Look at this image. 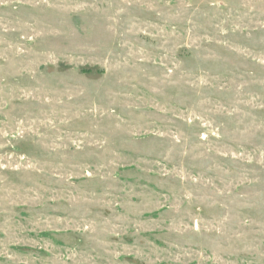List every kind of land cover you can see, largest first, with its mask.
Listing matches in <instances>:
<instances>
[{"label":"rangeland","instance_id":"obj_1","mask_svg":"<svg viewBox=\"0 0 264 264\" xmlns=\"http://www.w3.org/2000/svg\"><path fill=\"white\" fill-rule=\"evenodd\" d=\"M0 264H264V0H0Z\"/></svg>","mask_w":264,"mask_h":264}]
</instances>
